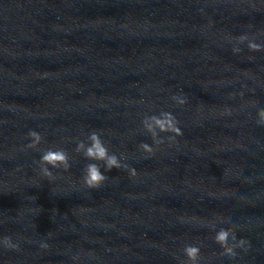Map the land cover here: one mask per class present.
Instances as JSON below:
<instances>
[{"label": "clouds", "instance_id": "clouds-1", "mask_svg": "<svg viewBox=\"0 0 264 264\" xmlns=\"http://www.w3.org/2000/svg\"><path fill=\"white\" fill-rule=\"evenodd\" d=\"M249 49L255 52L264 50V47L255 43H250ZM238 51V49H233V52L235 53ZM186 103V98L180 100L181 105H185ZM230 111V109H225V112L228 114H230ZM163 115L166 117L164 120H161L155 116L151 117V119L155 120L161 131L171 133L169 140L170 142H175L176 137L183 135L181 128L178 126L179 121L171 112L164 113ZM258 116V123L260 125H264V109H261L258 112ZM148 128L151 130L152 126L148 125ZM28 136L31 139V143L27 144L26 147H35L40 141V134L37 131L32 130L29 131ZM89 139L92 141V145L87 148L85 155L91 160H103L104 172H110L112 169H124L131 177L137 176V171L135 168L124 163L122 164L120 158L116 154H109L108 149L103 145L100 136L96 132H93ZM160 144L162 145L163 141H161ZM79 147H83V145L81 144ZM140 147L145 153L149 155L154 154L156 150L147 143H141ZM40 160L45 165H51L52 168H57L60 164H63L65 171H67L70 167L68 163V157L63 150H48L42 154ZM104 172L101 171V168L98 164H88L85 169V174L82 177L84 185L89 189L99 188L108 179ZM41 173L49 180L54 179L52 172L47 167L42 168ZM229 238L235 241L234 245H229ZM0 242H2L3 246L8 249H18L19 247L18 244L12 242V239L9 236L3 237L2 241ZM215 242L222 247L223 252L221 254L230 258H234L236 256V252L234 250L235 248H244L248 244V241L245 239H240L237 241L236 234L229 228H221L215 235ZM40 247L47 249L49 245L47 243H41ZM184 253L189 260L195 262L200 255V248L189 245L185 247Z\"/></svg>", "mask_w": 264, "mask_h": 264}]
</instances>
